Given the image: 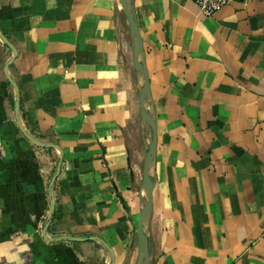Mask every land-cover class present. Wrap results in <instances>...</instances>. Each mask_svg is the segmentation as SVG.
Segmentation results:
<instances>
[{"label": "crops", "instance_id": "0c3cea01", "mask_svg": "<svg viewBox=\"0 0 264 264\" xmlns=\"http://www.w3.org/2000/svg\"><path fill=\"white\" fill-rule=\"evenodd\" d=\"M129 2L150 264H264V0ZM133 39L121 0H0V264H137Z\"/></svg>", "mask_w": 264, "mask_h": 264}, {"label": "water", "instance_id": "95a60500", "mask_svg": "<svg viewBox=\"0 0 264 264\" xmlns=\"http://www.w3.org/2000/svg\"><path fill=\"white\" fill-rule=\"evenodd\" d=\"M121 2L123 5L124 14L127 17L130 28L132 29L133 34H134V39H133L134 68L138 74L143 76V79H144L143 85L138 91L140 117L142 121L150 129V142L151 143H150V146L146 150L144 167H143V185H144L147 196H146L145 204L143 205L140 211L139 224H138V230H137L138 243H139V258H138L137 264H150V251H149V242H148L146 227H147L149 218L152 214V207H153L154 179L151 175L150 170H151V166H152V163L154 162V159L156 157V152H157V124H156L154 117L152 116L150 111L146 109V106H145L148 95L150 93V83H149V75L144 66L143 59L140 58V54L142 51V40H141L140 33L138 30V25L132 13L129 0H121ZM9 80L12 84H14L11 79ZM19 103H20V99H19V96L17 95L16 101H15V107L17 110L19 108ZM61 164H62V161L60 160L59 165H58V171L52 180L51 187H53L56 177L60 172ZM51 209H52V215L45 227V230H44L45 234L52 221L53 211H54L53 204H52ZM53 240L60 241L62 239H53ZM64 240L75 242V241H81L82 239L71 237V238H64ZM87 240H97L106 246V244L98 238L93 237Z\"/></svg>", "mask_w": 264, "mask_h": 264}, {"label": "built area", "instance_id": "2783aa9c", "mask_svg": "<svg viewBox=\"0 0 264 264\" xmlns=\"http://www.w3.org/2000/svg\"><path fill=\"white\" fill-rule=\"evenodd\" d=\"M206 18H212L232 0H192Z\"/></svg>", "mask_w": 264, "mask_h": 264}, {"label": "bare ground", "instance_id": "6f19581e", "mask_svg": "<svg viewBox=\"0 0 264 264\" xmlns=\"http://www.w3.org/2000/svg\"><path fill=\"white\" fill-rule=\"evenodd\" d=\"M139 76H140V79L143 80V76H142V75H139ZM145 106H146V109H147L148 111H150V105L148 104V102H146ZM150 143H151V142H150V140H149V144H148L149 146H150ZM149 146H148V147H149Z\"/></svg>", "mask_w": 264, "mask_h": 264}]
</instances>
